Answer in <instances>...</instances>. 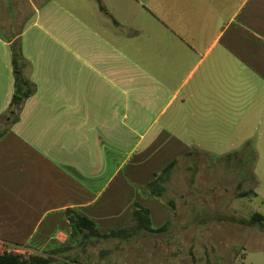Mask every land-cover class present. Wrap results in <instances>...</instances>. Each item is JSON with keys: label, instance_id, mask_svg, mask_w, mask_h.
Here are the masks:
<instances>
[{"label": "crops", "instance_id": "obj_1", "mask_svg": "<svg viewBox=\"0 0 264 264\" xmlns=\"http://www.w3.org/2000/svg\"><path fill=\"white\" fill-rule=\"evenodd\" d=\"M13 45L32 92L10 123ZM263 117L264 0H0V237L73 246L71 211L107 233L137 202L161 227L173 212L144 184L175 160L229 157L228 133ZM152 237L104 258L150 259L133 249Z\"/></svg>", "mask_w": 264, "mask_h": 264}, {"label": "rangeland", "instance_id": "obj_2", "mask_svg": "<svg viewBox=\"0 0 264 264\" xmlns=\"http://www.w3.org/2000/svg\"><path fill=\"white\" fill-rule=\"evenodd\" d=\"M247 141L250 148L244 147ZM231 143L230 149H218L219 154L229 150V157L196 155L176 164L166 182V192L157 198L173 212L170 220L174 222L162 239L157 234L134 246V252L152 256L143 261L129 260L131 263L264 264L261 227L217 219L224 214L246 218L255 212L264 214V121L228 133V146ZM249 189L256 194L239 195ZM105 246L112 244H102ZM90 253L87 259L94 264H123L101 257L98 247H91ZM119 255L118 250L112 257Z\"/></svg>", "mask_w": 264, "mask_h": 264}, {"label": "trees", "instance_id": "obj_3", "mask_svg": "<svg viewBox=\"0 0 264 264\" xmlns=\"http://www.w3.org/2000/svg\"><path fill=\"white\" fill-rule=\"evenodd\" d=\"M102 6V5H101ZM104 8V6H102ZM14 66V93L10 102V123L16 121V109L24 102L25 98L32 92L31 83L23 75L19 66V55L17 45H13ZM244 147H251L250 141ZM235 154V153H234ZM176 160L168 164L164 169L155 173L154 179L144 184L145 191L153 197L162 198L166 192V182L169 180ZM256 194L253 189L243 190L239 195ZM173 206V201H169ZM217 219L228 220L245 226H259L264 230V214L255 212L250 218L238 217L236 215H220ZM70 235L75 240L73 246H64L45 252L10 253L0 255V264H94L87 258L91 257L90 248L98 247L101 257H105L112 249L108 246L102 247L115 239H137L143 235H162L172 225L169 220L165 225L154 228L149 208L136 203L131 221L120 229H112L107 233L98 230L95 221L87 215L71 211L68 216Z\"/></svg>", "mask_w": 264, "mask_h": 264}, {"label": "built area", "instance_id": "obj_4", "mask_svg": "<svg viewBox=\"0 0 264 264\" xmlns=\"http://www.w3.org/2000/svg\"><path fill=\"white\" fill-rule=\"evenodd\" d=\"M14 252L32 254L26 245L13 243L0 237V255Z\"/></svg>", "mask_w": 264, "mask_h": 264}]
</instances>
